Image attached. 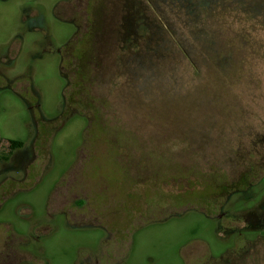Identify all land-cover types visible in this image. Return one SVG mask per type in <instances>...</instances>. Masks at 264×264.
<instances>
[{
    "label": "rangeland",
    "instance_id": "1",
    "mask_svg": "<svg viewBox=\"0 0 264 264\" xmlns=\"http://www.w3.org/2000/svg\"><path fill=\"white\" fill-rule=\"evenodd\" d=\"M0 264H264V0H0Z\"/></svg>",
    "mask_w": 264,
    "mask_h": 264
},
{
    "label": "trees",
    "instance_id": "2",
    "mask_svg": "<svg viewBox=\"0 0 264 264\" xmlns=\"http://www.w3.org/2000/svg\"><path fill=\"white\" fill-rule=\"evenodd\" d=\"M22 147V143L21 142H10V150L11 151H15L16 149Z\"/></svg>",
    "mask_w": 264,
    "mask_h": 264
}]
</instances>
